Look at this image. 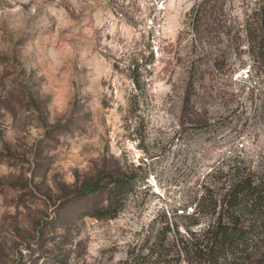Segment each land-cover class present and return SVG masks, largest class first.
Instances as JSON below:
<instances>
[{
    "label": "rangeland",
    "instance_id": "obj_1",
    "mask_svg": "<svg viewBox=\"0 0 264 264\" xmlns=\"http://www.w3.org/2000/svg\"><path fill=\"white\" fill-rule=\"evenodd\" d=\"M199 2L0 0V264H187L181 239L214 220L191 202L260 169L264 62L243 41L213 67L229 40L197 37ZM117 176L118 214L92 216L104 195L80 191Z\"/></svg>",
    "mask_w": 264,
    "mask_h": 264
},
{
    "label": "trees",
    "instance_id": "obj_2",
    "mask_svg": "<svg viewBox=\"0 0 264 264\" xmlns=\"http://www.w3.org/2000/svg\"><path fill=\"white\" fill-rule=\"evenodd\" d=\"M243 2L246 6L242 18L232 26H227L225 20L219 18L223 14L225 0H200L196 9L192 24L197 37L201 40L207 37L210 39L209 36L213 37L216 34L220 37L227 36L226 39L229 40L228 45L225 44L224 48L212 53V66L215 68H221L225 64L227 47L238 49L243 41L247 43L254 61L259 66L264 62V0ZM262 77L264 82V71ZM252 116L254 121L259 120L264 129V91L259 103L255 105ZM222 166L224 164L213 169L208 175L221 173L224 170ZM259 168L246 171L241 165L236 164L232 171L229 167L227 174L230 178L222 184L219 193L212 191L210 185L204 186L200 197L191 202V205L195 206L192 213L185 215L187 218L210 214L214 220L206 223L198 234L188 229L191 234L189 239L187 241L181 239L183 248L180 250L193 252L191 259L185 257L187 264H264V161ZM130 184L128 178L117 176L106 184L85 186L80 194L101 193L102 197L104 195L102 201L94 206L92 216L100 219L113 218L118 214L123 199L129 192ZM197 222H192V225L198 224ZM164 228L170 231L168 224ZM160 244L163 246V242ZM170 252L174 255L165 257L168 253L162 254L160 250L150 249V256L154 258V264L179 263L175 254L180 252L177 250Z\"/></svg>",
    "mask_w": 264,
    "mask_h": 264
}]
</instances>
